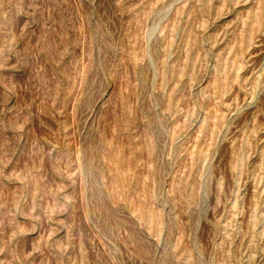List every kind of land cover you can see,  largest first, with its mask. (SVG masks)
<instances>
[{"label": "rangeland", "instance_id": "obj_1", "mask_svg": "<svg viewBox=\"0 0 264 264\" xmlns=\"http://www.w3.org/2000/svg\"><path fill=\"white\" fill-rule=\"evenodd\" d=\"M0 264H264V0H0Z\"/></svg>", "mask_w": 264, "mask_h": 264}]
</instances>
